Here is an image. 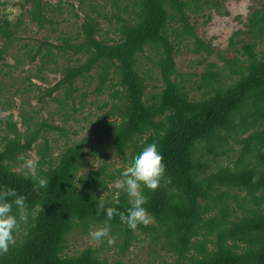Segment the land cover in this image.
Instances as JSON below:
<instances>
[{
    "label": "trees",
    "instance_id": "trees-1",
    "mask_svg": "<svg viewBox=\"0 0 264 264\" xmlns=\"http://www.w3.org/2000/svg\"><path fill=\"white\" fill-rule=\"evenodd\" d=\"M24 3L29 5L27 13L38 28L51 24L43 0ZM203 6L211 3L132 0L127 7L134 18L117 26L118 41L112 43L95 39L96 20L85 14L80 43L62 39L61 45L48 44L44 52L38 47L31 60L39 56L38 71L49 63L54 71L53 49L85 55L83 63L61 69L60 80L47 89L48 94L63 87L68 97L77 92L73 87L77 79H92L89 73L98 69L95 92L100 93L112 82L119 87L110 93L116 98L115 104L99 118L102 122L108 116L118 117V121L108 122L109 144L116 155L127 165L144 145L158 146L165 165L164 178L154 191L142 189L147 197L145 207L152 216L150 223L133 231L122 225L118 216L108 222L110 234L121 239V252L137 240V235H143L173 255L172 264H264V51L259 57L254 52L257 42L264 39V4L249 18L252 41L237 51L244 59L220 57L222 70L227 72L224 79L213 63L208 64L197 84L205 89V96L193 100L176 81L175 46L167 31L175 38H192L195 53L211 54L210 46L194 32L187 13H197ZM16 30L6 18H0V61L16 40ZM146 48L154 50V64L164 83L150 98L146 97L145 79L138 67V56ZM83 98L82 93L80 103ZM7 126L10 136L0 149V184L25 195L29 220L15 233L8 252L0 255V264H107L99 249L86 247L70 256L65 253V243L73 231L88 234L90 229L103 226V209L97 215L99 201L119 212L129 206L123 192L100 195L115 176L104 166L79 175L85 153L76 142L64 148L54 164L47 158L45 141L38 151L37 175L48 177L49 182L47 188L33 190L34 181L14 167L39 138V130L21 134L11 116ZM43 127L59 130L45 123ZM229 140L240 145L237 162L209 171L210 158L222 156ZM44 165L46 168H41ZM124 168L116 172L121 174ZM234 190L245 192L241 201L230 192ZM230 201L238 208L246 207L240 217L234 215Z\"/></svg>",
    "mask_w": 264,
    "mask_h": 264
},
{
    "label": "rangeland",
    "instance_id": "rangeland-1",
    "mask_svg": "<svg viewBox=\"0 0 264 264\" xmlns=\"http://www.w3.org/2000/svg\"><path fill=\"white\" fill-rule=\"evenodd\" d=\"M204 1H209L211 6H203L197 13H187L194 32L210 46L211 54L195 53L192 38H175L173 33L167 31L169 41L175 46L173 55L176 81L184 85L193 100L205 96V89L198 88L197 84L208 64L213 63L214 69L221 72L220 75L224 79L227 72L222 70L223 62L220 57L244 59L237 51L252 41L248 32V21L251 13L264 4V0H199V3ZM131 3L132 0H43L44 12L51 19V24L47 23L43 28H38L28 15L29 5L24 3V0H0V18H6L11 26L17 29L14 34L16 40L7 47L0 61V149L10 136L7 126L9 116L21 134L39 130V138L31 149L20 157L35 156L39 161L38 151L44 148L46 141L47 158L55 164L64 148L75 142L80 143L85 157L79 175L85 176L89 171L104 166L107 173L115 176L109 179L108 189L100 193L101 197L117 196L115 181L120 178V174L116 170L127 166L109 144L111 128L108 122L118 121V117L114 115L112 119L108 116L102 122L99 120L115 104L116 98L110 93L119 90V87L112 82L100 93L95 92L98 69H93L89 73L92 79L86 75L84 79L74 82L73 87L77 92L72 91L67 97V90L62 87L48 94L47 89L60 80L63 67L83 63L86 57L69 49L64 53L53 49L57 64L54 71H51L54 68L52 63L46 64V68L38 71L40 57L37 56L34 60H31V57L38 47L44 52L48 44L61 45L62 39H68L70 44L80 43L83 38L80 25L85 20V14L96 20V40L108 43L118 41L117 26L123 20L132 21L134 18L130 7H127L131 6ZM1 44L0 40V48ZM262 51L264 39L257 42L254 49L258 57ZM155 60V52L150 48L144 49L138 56V67L143 72L147 98L158 93L164 86L154 64ZM226 82L229 83L227 80ZM82 93L84 98L80 103ZM43 123L57 126L59 130L41 128ZM239 147L233 140H229L222 156L210 158L209 171H215L220 166H233L237 162ZM20 157L14 170L22 164ZM41 168H46V165ZM230 192L236 194L237 201H241L245 196L244 191ZM255 195L259 196L258 193ZM230 207L236 217H240L246 208H238L233 201H230ZM261 207L264 208V203ZM112 236L115 237V246H109L106 242L97 245L91 241L88 234L73 231L67 237L65 253L70 256L77 255L86 247H93L99 249L100 257L105 259L107 264H172L174 260L173 255L143 235H137V240L124 252L119 248L121 239L116 235Z\"/></svg>",
    "mask_w": 264,
    "mask_h": 264
},
{
    "label": "clouds",
    "instance_id": "clouds-1",
    "mask_svg": "<svg viewBox=\"0 0 264 264\" xmlns=\"http://www.w3.org/2000/svg\"><path fill=\"white\" fill-rule=\"evenodd\" d=\"M22 164L17 168L21 175L30 177L34 182L33 190L47 188L49 178L37 175V161L35 156H21ZM163 158L155 143L144 145L139 153L128 162L115 181L118 192H123L128 199V207L124 212H119L116 207L105 206L103 200L97 205V215L103 209L105 221L103 226L90 229L88 236L95 244L107 243L115 246V237L110 234L108 222L118 216L120 223L130 230H137L138 225H147L152 216L145 207L147 197L142 189L154 191L160 186L164 178L165 165ZM113 203L119 204L118 200ZM29 220L26 197L18 193L13 187L0 184V255L8 252L9 247L15 241V233L22 224Z\"/></svg>",
    "mask_w": 264,
    "mask_h": 264
}]
</instances>
